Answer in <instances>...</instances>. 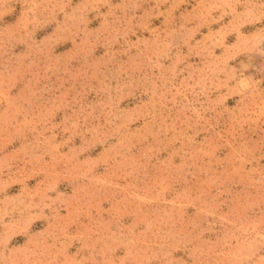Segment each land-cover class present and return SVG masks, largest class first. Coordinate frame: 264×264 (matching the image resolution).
I'll return each instance as SVG.
<instances>
[{"label":"rangeland","instance_id":"rangeland-1","mask_svg":"<svg viewBox=\"0 0 264 264\" xmlns=\"http://www.w3.org/2000/svg\"><path fill=\"white\" fill-rule=\"evenodd\" d=\"M0 264H264V0H0Z\"/></svg>","mask_w":264,"mask_h":264}]
</instances>
